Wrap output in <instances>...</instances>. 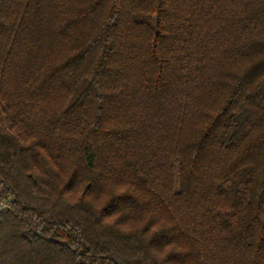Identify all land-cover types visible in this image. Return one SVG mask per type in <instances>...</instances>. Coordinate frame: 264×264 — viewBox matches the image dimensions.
<instances>
[{"label": "trees", "instance_id": "obj_1", "mask_svg": "<svg viewBox=\"0 0 264 264\" xmlns=\"http://www.w3.org/2000/svg\"><path fill=\"white\" fill-rule=\"evenodd\" d=\"M8 196L0 264H264V0H0Z\"/></svg>", "mask_w": 264, "mask_h": 264}, {"label": "built area", "instance_id": "obj_2", "mask_svg": "<svg viewBox=\"0 0 264 264\" xmlns=\"http://www.w3.org/2000/svg\"><path fill=\"white\" fill-rule=\"evenodd\" d=\"M13 206V197L8 196L4 198H0V212L8 211Z\"/></svg>", "mask_w": 264, "mask_h": 264}, {"label": "clouds", "instance_id": "obj_3", "mask_svg": "<svg viewBox=\"0 0 264 264\" xmlns=\"http://www.w3.org/2000/svg\"><path fill=\"white\" fill-rule=\"evenodd\" d=\"M153 231H155V229Z\"/></svg>", "mask_w": 264, "mask_h": 264}]
</instances>
